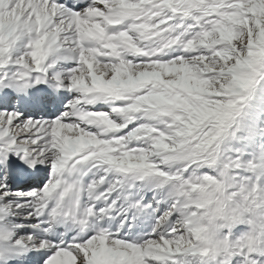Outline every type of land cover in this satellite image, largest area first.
I'll return each mask as SVG.
<instances>
[{
	"label": "snow or ice",
	"instance_id": "1",
	"mask_svg": "<svg viewBox=\"0 0 264 264\" xmlns=\"http://www.w3.org/2000/svg\"><path fill=\"white\" fill-rule=\"evenodd\" d=\"M239 2L0 0V264H91L100 242L112 264H264V228L242 241L248 225L212 224L253 183L264 221V73L249 70L242 88L229 68L260 27L243 12L241 38L218 33ZM181 62L207 83L201 99L151 82L119 97L92 87L121 66L136 77L157 65L175 80L158 66ZM149 93L206 102L211 114L186 135L176 103L123 111L124 97ZM80 132L96 142L62 148L60 135Z\"/></svg>",
	"mask_w": 264,
	"mask_h": 264
},
{
	"label": "rangeland",
	"instance_id": "2",
	"mask_svg": "<svg viewBox=\"0 0 264 264\" xmlns=\"http://www.w3.org/2000/svg\"><path fill=\"white\" fill-rule=\"evenodd\" d=\"M167 3H171L172 0H166ZM122 6H128L129 0H119ZM238 8L241 9L239 13H229L228 23L223 24L219 27L218 33L221 41L231 45L233 40L242 37L243 33L236 31L241 25L247 27L248 20L247 17L243 16V12H250L253 17L256 18V26L260 27V32L258 35L264 34V27H261L260 22L264 20V0H247V2H239ZM100 29L99 25H88L82 24V30L87 32H92L94 29ZM92 30V31H91ZM252 37V30H248V45ZM207 39V37L205 38ZM249 49L247 47L246 55L244 53H237V60L235 65L229 66L230 71L236 69L233 74V80L239 87H247L252 80L249 78V70L256 76H260L264 73V53L262 57L259 56V52L255 51L253 56L249 55ZM242 57V58H241ZM252 57V58H251ZM223 59V62L227 65L228 60ZM154 71L148 72L143 75H137L132 77L129 74V70L126 66H121L119 73L113 78L112 81H104L101 78H94L93 88H97L98 84L101 85L100 90L109 92L114 96L119 97L124 89L136 88L145 86L148 83H153L155 87L156 84H163L169 89H180L182 92L187 93V97H192L193 99H201V95L208 91V85L205 81L199 80L196 75L192 72L191 68L185 65L183 62L180 64H169V65H159L158 67L162 69L164 75L175 76V80L165 81L162 79L161 73L155 71L157 65L152 66ZM187 97L180 96L177 93L175 96L165 95L161 93H149L145 97H124L132 100V103L125 106L123 111L131 112L136 110L141 105L159 106L161 104L176 103L178 106L183 107L187 118L181 121L183 125V132L186 135H190L193 126L198 123L201 118H206L211 114L207 103H202L199 105H193L187 99ZM94 119L103 122L105 127H114V122L110 121L107 116L103 113H93L90 114ZM66 126H59L57 129L58 134H60ZM69 132L73 129L68 128ZM61 145L63 149H66L69 153L72 152V146L78 145V147L83 146L86 143H95V136L80 132L78 135H60ZM195 187L198 186H194ZM260 185L253 183L251 190L248 192L237 191L231 194V196L224 203L223 207L220 209V214L212 221V224L219 228L223 224L217 225L216 220L226 221L229 225L243 224L248 225V229L243 233L241 237L242 241H247L250 238L260 239L262 236L261 229L264 228V221L260 217L255 216L252 208V201L259 198L257 189ZM218 235V232L214 233ZM93 255L90 258V262H96L98 264H112V260L109 257L104 242H100L98 245L93 246ZM95 259V260H94ZM68 260L64 258L62 261ZM93 262L91 264H93Z\"/></svg>",
	"mask_w": 264,
	"mask_h": 264
},
{
	"label": "trees",
	"instance_id": "3",
	"mask_svg": "<svg viewBox=\"0 0 264 264\" xmlns=\"http://www.w3.org/2000/svg\"><path fill=\"white\" fill-rule=\"evenodd\" d=\"M248 48L251 49L249 50V55L253 56L254 52L258 51L259 56L262 57L264 53V34L258 35L255 39L251 37Z\"/></svg>",
	"mask_w": 264,
	"mask_h": 264
},
{
	"label": "bare ground",
	"instance_id": "4",
	"mask_svg": "<svg viewBox=\"0 0 264 264\" xmlns=\"http://www.w3.org/2000/svg\"><path fill=\"white\" fill-rule=\"evenodd\" d=\"M92 31V30H91ZM93 31H97V32H99V31H102V29H94ZM98 88H101V85L100 84H98V86H97V88H94V89H98ZM103 90H104V88H103ZM74 146H76V147H78V145H73L72 147H74ZM73 149V148H72ZM63 260V259H62ZM62 260H60L59 262H58V264H70L71 262H69V261H67V260H64V261H62ZM95 260V259H94ZM93 261H91V263H92ZM93 264H98L97 263V261L96 262H93Z\"/></svg>",
	"mask_w": 264,
	"mask_h": 264
}]
</instances>
